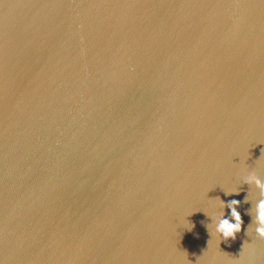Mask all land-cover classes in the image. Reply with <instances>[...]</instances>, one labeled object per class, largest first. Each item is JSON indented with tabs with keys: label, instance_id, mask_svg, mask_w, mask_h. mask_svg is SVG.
Returning <instances> with one entry per match:
<instances>
[{
	"label": "water",
	"instance_id": "1",
	"mask_svg": "<svg viewBox=\"0 0 264 264\" xmlns=\"http://www.w3.org/2000/svg\"><path fill=\"white\" fill-rule=\"evenodd\" d=\"M0 264H264V0H0Z\"/></svg>",
	"mask_w": 264,
	"mask_h": 264
}]
</instances>
